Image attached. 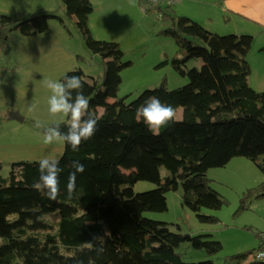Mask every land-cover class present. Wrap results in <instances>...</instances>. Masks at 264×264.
Returning a JSON list of instances; mask_svg holds the SVG:
<instances>
[{"label": "trees", "instance_id": "obj_1", "mask_svg": "<svg viewBox=\"0 0 264 264\" xmlns=\"http://www.w3.org/2000/svg\"><path fill=\"white\" fill-rule=\"evenodd\" d=\"M62 1L89 48L101 55L102 76L87 79L81 66L60 76L81 77L89 111L97 119L96 131L78 151L64 144L56 157L63 171L55 200L34 187L41 158L13 159L8 174L0 173V264H213L212 258L185 260L177 247L189 241L215 253L222 248L219 239L172 229L167 220L145 213L167 209L166 192L181 185L183 204L202 220L218 221V215L202 212L203 207L217 209L227 202L212 185L208 169L244 155L264 170V88L249 83L251 65L246 58L253 35L221 33L185 13L173 17L176 2L158 6L161 18L146 12L169 19L158 32L172 36L177 50L163 61L186 73L188 81L170 88L162 80L127 101L118 90L121 71L132 60L124 58L121 42L93 35L92 0ZM51 17L68 27L55 10L29 17L2 13L0 41L8 27L32 34L47 29ZM199 60L200 65L189 66ZM153 96L176 110L174 120L158 133L136 116V109ZM67 122L50 125L60 123L66 131ZM73 160L80 161L84 171L77 174L69 198L66 185ZM140 179L156 185L136 191L133 186ZM263 196L264 180L242 191L238 210ZM256 234V246L227 254L225 264H264L257 258L264 252V231Z\"/></svg>", "mask_w": 264, "mask_h": 264}, {"label": "rangeland", "instance_id": "obj_2", "mask_svg": "<svg viewBox=\"0 0 264 264\" xmlns=\"http://www.w3.org/2000/svg\"><path fill=\"white\" fill-rule=\"evenodd\" d=\"M228 1L178 0L175 13H185L221 33H251L253 40L246 55L251 65L248 81L255 88L262 89L264 24L254 19L244 20L246 22L242 25L237 19L244 13L232 9L226 4ZM254 1L259 2L257 12L264 16V0ZM101 5L94 10L100 15L91 16L92 21L94 19L93 35L119 40L124 58L132 60L121 71L118 96L129 101L144 88L156 86L162 80H166L170 88L188 81L186 73L176 70L170 61H163L166 57L171 58L177 50L172 36L158 32L169 24V19L146 14L138 0H109L108 4ZM41 10H55L68 27L57 17H51L47 29L32 34H25L18 27H8L3 41H0V134L14 135L12 139H5L4 145L12 150L13 156L18 149V158H56L64 149L62 142L44 144V128L35 127L36 120L47 127L53 121L69 119L63 114L53 116L49 113L51 92L44 86L45 79L60 80L61 74L75 66H81L85 77L90 80L93 76L103 75L101 55L89 48L75 17L67 15L62 0H0V14L29 17ZM171 13L174 14V10ZM101 18L109 21L110 27L104 26L99 21ZM193 64L200 65L201 60L189 62V66ZM32 104L37 105V109L30 113L28 107ZM180 113L181 109L177 111L178 115ZM11 154L0 157V173L8 174ZM208 175L227 202L217 209L203 207L202 212L218 215V221L202 220L191 207L183 204L181 185L166 192L167 209L146 211L145 214L167 220L175 230L210 233L211 237L222 242V248L215 253H209L205 247H195L189 241H183L177 249L185 260L212 258L213 264H225L227 254L256 246L259 242L256 232L264 231V196L252 200L248 208L238 210L240 194L264 180V170L250 158L236 155L224 165L211 166ZM155 185L154 181L140 179L133 188L139 191Z\"/></svg>", "mask_w": 264, "mask_h": 264}, {"label": "clouds", "instance_id": "obj_3", "mask_svg": "<svg viewBox=\"0 0 264 264\" xmlns=\"http://www.w3.org/2000/svg\"><path fill=\"white\" fill-rule=\"evenodd\" d=\"M135 2V0H133ZM44 86L50 90L48 98L49 113L53 116L63 114L68 117L67 130H61L60 123H53L44 127L39 120L35 121L36 128H44L43 143L53 144L62 142L69 145L72 151H78L83 141L90 139L96 131L97 119L89 111V101L83 94L81 77L73 75L62 80L45 79ZM75 92V96H73ZM37 105L32 104L28 111L35 112ZM176 110L173 106L162 103L159 98L153 96L136 109V116L142 119L146 126L154 132L169 125L174 120ZM72 171L69 173L66 192L69 198L76 190V176L84 171V165L73 160L70 164ZM39 179L34 187L41 191L48 199L55 200L60 195V174L63 169L59 166V160L47 156L41 158L38 164ZM97 237H94L96 239ZM91 247V243L88 242ZM102 251V249H101ZM264 260V252L257 255Z\"/></svg>", "mask_w": 264, "mask_h": 264}, {"label": "crops", "instance_id": "obj_4", "mask_svg": "<svg viewBox=\"0 0 264 264\" xmlns=\"http://www.w3.org/2000/svg\"><path fill=\"white\" fill-rule=\"evenodd\" d=\"M92 1H93V4H94V9L90 13L89 23H90L91 28L93 29V21H94V19L92 21V17L91 16H92V14H93V16H95L94 14L100 15V13H94L95 12L94 11L95 8L99 9V7L102 6L101 4H108L109 0H92ZM177 2H178V0L176 1L174 8L178 4ZM226 4L230 5L232 7V9H234L235 11L238 10V11H241V12L244 13V14H242V16H240V18L237 19L242 25L245 24V22H246L244 20H254V19L256 21L258 20L261 24H264V16L262 14H260V12H257V9H259L258 8L259 2L251 0L248 3V2H242V0H229L228 2H226ZM224 6L225 5L222 4L223 8H224ZM146 14H149V13H146ZM176 15L177 14L175 13V10H174V14L172 13V16L174 17ZM99 21L104 26L110 27L108 25L109 21H107V20H105L103 18L99 19ZM3 67H6V66H3ZM109 99L112 100L113 98H109ZM9 120H7V121H9ZM13 137H14V135H12V134H8L7 135V132H5L3 134H0V157H2L3 155H7V153L11 154L12 150L11 149L8 150V149L5 148L4 141H5V139H12ZM17 152H18V149H17ZM16 153L14 154V156H13V154H11L8 159H10V161L13 160V159H18V155Z\"/></svg>", "mask_w": 264, "mask_h": 264}, {"label": "built area", "instance_id": "obj_5", "mask_svg": "<svg viewBox=\"0 0 264 264\" xmlns=\"http://www.w3.org/2000/svg\"><path fill=\"white\" fill-rule=\"evenodd\" d=\"M176 1L177 0H140V6L142 7L143 11L153 13L157 17L161 18L163 11L158 9V6L165 5L166 3H174Z\"/></svg>", "mask_w": 264, "mask_h": 264}]
</instances>
